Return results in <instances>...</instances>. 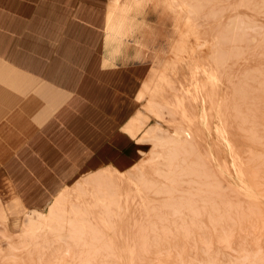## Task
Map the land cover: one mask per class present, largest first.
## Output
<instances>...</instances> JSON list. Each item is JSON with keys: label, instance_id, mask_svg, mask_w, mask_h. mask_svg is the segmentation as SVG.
<instances>
[{"label": "rangeland", "instance_id": "obj_1", "mask_svg": "<svg viewBox=\"0 0 264 264\" xmlns=\"http://www.w3.org/2000/svg\"><path fill=\"white\" fill-rule=\"evenodd\" d=\"M113 2L164 25L126 63L152 82L147 95L131 88L143 95L125 123L135 138L126 130L125 146L111 130L126 158L60 196L68 224L40 227L47 210L21 230L25 217L4 195L0 264H264V0H109L104 21Z\"/></svg>", "mask_w": 264, "mask_h": 264}, {"label": "crops", "instance_id": "obj_2", "mask_svg": "<svg viewBox=\"0 0 264 264\" xmlns=\"http://www.w3.org/2000/svg\"><path fill=\"white\" fill-rule=\"evenodd\" d=\"M108 2L0 0V204L8 194L25 217L21 230L29 215L83 187L99 164L126 158L111 130L140 113L143 95L133 98L131 88L150 92L126 63L132 49L142 60L161 37L144 34L164 25L160 15L156 27L137 22L114 2L104 21Z\"/></svg>", "mask_w": 264, "mask_h": 264}, {"label": "bare ground", "instance_id": "obj_3", "mask_svg": "<svg viewBox=\"0 0 264 264\" xmlns=\"http://www.w3.org/2000/svg\"><path fill=\"white\" fill-rule=\"evenodd\" d=\"M138 1V0H137ZM142 1V0H141ZM148 3V2H147ZM150 4V3H149ZM151 6H152V9H157V8H162V7H160V3L159 2H156L155 4L153 3V4H150ZM174 6H176V5H174ZM141 7V6H140ZM118 9V8H117ZM162 9H164V7L162 8ZM166 9V8H165ZM186 9H188V8H186ZM156 12H157V10H156ZM196 12V11H195ZM132 13V12H131ZM148 32L147 33H145L144 34V36H146V34H147V36L146 37H148V38H150L151 40H154V38H155V36L156 35H158V34H156L152 29H149V30H147ZM159 36V35H158ZM161 78H163V80L164 81H166L164 78L165 77H161ZM161 80V79H160ZM134 82V81H133ZM132 82V83H133ZM151 85H152V82H148V84L145 86V88H146V90H148V91H151L152 89H151ZM167 86V85H166ZM133 92V91H132ZM179 105H181V103L179 102ZM133 122V118L130 120V123H132ZM129 125V124H128ZM128 125H126L125 127H122L121 129H120V132H122L123 134L122 135H120V141H121V143L123 144V145H125V141H124V133L125 134H127L128 135V133L126 132V130H131L130 131V135H131V137L132 138H135L134 136H133V134H132V126L130 127V126H128ZM134 130V129H133ZM188 132H189V130H187ZM130 137V136H129ZM130 137V138H131ZM131 138V139H132ZM133 140V139H132ZM135 140V139H134ZM171 140V139H170ZM169 142V141H168ZM162 148H164L165 146H166V144L165 143H163V142H161V141H159L158 140V142H157ZM126 146V145H125ZM252 146V145H251ZM178 153V152H177ZM166 154V153H165ZM237 157V156H236ZM239 159V158H238ZM168 160V159H167ZM232 160H234V159H232ZM152 161V160H151ZM164 161V160H163ZM239 161V160H238ZM235 162V161H234ZM163 164V163H162ZM161 164V165H162ZM233 164V163H232ZM164 165V164H163ZM236 174V173H235ZM95 178H96V180L95 181H93V185H94V187H98L99 185H100V180L98 179V177H96L95 176ZM244 188V187H243ZM246 189V188H245ZM249 190V189H248ZM97 193H99V191L97 190L96 191ZM95 192V193H96ZM110 192V191H109ZM246 192V191H245ZM101 193V192H100ZM99 193V194H100ZM247 193H249V192H247ZM98 194V195H99ZM107 194H108V191H107ZM103 195V194H102ZM106 195V194H105ZM112 195V194H111ZM248 196L250 195V194H247ZM254 195V194H253ZM108 196V195H107ZM98 197V196H97ZM101 197H105V196H101ZM110 197V196H109ZM99 198H100V196H99ZM108 198V197H107ZM248 198H250V197H248ZM54 199H55V196H54ZM63 199V198H62ZM62 199L61 198H59L58 200H54L53 201V203L51 204V206L48 208V213H47V217H46V222L45 223H42V224H40L39 226L41 227V226H49V225H52V224H54L55 223V225H56V223H58V222H62V223H64V222H66L67 220L65 219V216H66V209H64V208H61V209H58V204H60L61 203V201H62ZM99 200V199H98ZM97 200V201H98ZM101 200V199H100ZM109 200H110V198H109ZM112 200V199H111ZM50 203V202H49ZM106 209H108L107 207H106ZM106 211H108V210H106ZM108 213H110V212H108ZM107 213V214H108ZM104 216H105V214H104ZM109 216V215H108ZM50 219H52V220H50ZM61 223V224H62ZM69 222H66V224H68ZM60 224V225H61ZM28 225V224H27ZM63 225V224H62ZM69 226H70V229H71V231L69 232L70 233V235H73L74 233H78V227H82V228H84L85 227V225H84V223H82V222H79L78 224H74V223H70L69 224ZM54 227V226H53ZM50 228L51 229H53L51 226H50ZM59 228V227H58ZM48 229V228H47Z\"/></svg>", "mask_w": 264, "mask_h": 264}]
</instances>
